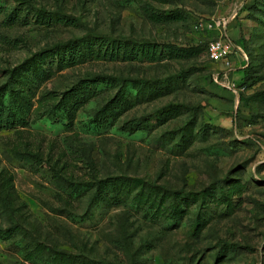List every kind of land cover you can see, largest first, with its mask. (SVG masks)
<instances>
[{
    "label": "rangeland",
    "instance_id": "obj_1",
    "mask_svg": "<svg viewBox=\"0 0 264 264\" xmlns=\"http://www.w3.org/2000/svg\"><path fill=\"white\" fill-rule=\"evenodd\" d=\"M144 41L195 53H96ZM6 104L0 264H264V0H0Z\"/></svg>",
    "mask_w": 264,
    "mask_h": 264
},
{
    "label": "trees",
    "instance_id": "obj_2",
    "mask_svg": "<svg viewBox=\"0 0 264 264\" xmlns=\"http://www.w3.org/2000/svg\"><path fill=\"white\" fill-rule=\"evenodd\" d=\"M144 11L147 17L153 21H176L185 18V15L180 10L172 11H157L147 6H144ZM66 51V50H65ZM62 53V62L73 63L77 60L79 53L74 51L68 53ZM98 55L107 58H114L122 56L127 59L143 58L146 60H161L170 58H183L189 57L195 53V50L188 46H181L169 42H150L144 41L138 43L137 46H131L127 48L125 44L121 43H97ZM246 71V69H245ZM90 80L82 82L81 87L87 88L91 85ZM21 115V109L18 105L6 104L0 106V124L12 123Z\"/></svg>",
    "mask_w": 264,
    "mask_h": 264
},
{
    "label": "built area",
    "instance_id": "obj_3",
    "mask_svg": "<svg viewBox=\"0 0 264 264\" xmlns=\"http://www.w3.org/2000/svg\"><path fill=\"white\" fill-rule=\"evenodd\" d=\"M233 48L234 46L227 38H215L211 39L207 43V50L210 60L214 62H220L222 65H224L220 71H217L214 74L213 80L218 84L230 89H234L233 83L228 78V73L232 66L231 61L233 57ZM219 77L228 78V81L222 82L220 81Z\"/></svg>",
    "mask_w": 264,
    "mask_h": 264
},
{
    "label": "crops",
    "instance_id": "obj_4",
    "mask_svg": "<svg viewBox=\"0 0 264 264\" xmlns=\"http://www.w3.org/2000/svg\"><path fill=\"white\" fill-rule=\"evenodd\" d=\"M215 82V81H214ZM216 83V82H215Z\"/></svg>",
    "mask_w": 264,
    "mask_h": 264
}]
</instances>
